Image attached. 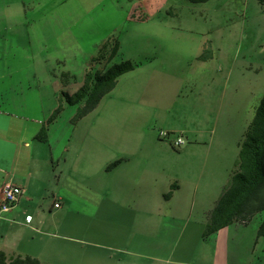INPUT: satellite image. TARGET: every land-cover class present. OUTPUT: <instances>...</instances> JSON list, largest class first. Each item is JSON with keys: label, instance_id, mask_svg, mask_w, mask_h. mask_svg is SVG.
I'll return each instance as SVG.
<instances>
[{"label": "rangeland", "instance_id": "374dc122", "mask_svg": "<svg viewBox=\"0 0 264 264\" xmlns=\"http://www.w3.org/2000/svg\"><path fill=\"white\" fill-rule=\"evenodd\" d=\"M129 59L78 118L64 92ZM263 95L259 0H0V190L35 195L17 204L26 224L0 215V247L46 264H264V211L203 235Z\"/></svg>", "mask_w": 264, "mask_h": 264}, {"label": "trees", "instance_id": "16d2710c", "mask_svg": "<svg viewBox=\"0 0 264 264\" xmlns=\"http://www.w3.org/2000/svg\"><path fill=\"white\" fill-rule=\"evenodd\" d=\"M207 1L209 0H192L195 3ZM259 1L264 5V0ZM119 49L118 39L108 40L103 43L100 55L94 60L101 63L107 53L110 52V55L114 56ZM209 55L211 49L207 46L200 58L205 59ZM141 64L129 59L115 63L104 71L88 70L83 85L75 95L71 96L64 92L69 103H82L77 117L83 118L93 111L103 97L116 87L120 76L135 70ZM262 211H264V95L256 107L255 116L245 138L240 143L238 160L230 180L207 217L203 235L208 237L235 222L248 223ZM258 236L264 237V220L259 225ZM0 264L45 263L29 254L9 256L0 249Z\"/></svg>", "mask_w": 264, "mask_h": 264}, {"label": "built area", "instance_id": "2783aa9c", "mask_svg": "<svg viewBox=\"0 0 264 264\" xmlns=\"http://www.w3.org/2000/svg\"><path fill=\"white\" fill-rule=\"evenodd\" d=\"M184 143V140L179 138L178 145ZM2 197L0 199V215L3 213L10 212L17 204L20 202L22 196L25 193V189L23 186L14 184V183H7L2 191ZM56 206H59V203H55ZM28 219V215L25 216L23 222H26Z\"/></svg>", "mask_w": 264, "mask_h": 264}, {"label": "crops", "instance_id": "0c3cea01", "mask_svg": "<svg viewBox=\"0 0 264 264\" xmlns=\"http://www.w3.org/2000/svg\"><path fill=\"white\" fill-rule=\"evenodd\" d=\"M7 183H11V182H5L3 185H2V189H3V187L7 184ZM18 185H20V184H18ZM27 185V184H26ZM21 186H23V185H21ZM23 188L25 189V193H24V195H25V197L27 196V199H29V201L30 202H34V200H35V195H33L32 193H30V194H28L29 192H31L32 191V188L30 187V186H28V187H26V186H23ZM2 189L0 190V199H1V196H2V193H1V191H2ZM29 189H30V191H29ZM24 195L22 196V198L24 197ZM29 195H31V196H29ZM55 197V196H54ZM21 198V199H22ZM218 200V199H217ZM216 200V201H217ZM216 201H215V203H216ZM214 206H215V204H214ZM59 208L61 207V205L60 206H58ZM19 209L18 208V206H15L10 212L11 213H13L14 214V212L15 211H17V210ZM211 210L212 209H209L207 212H206V214H205V219H204V221H203V227H204V230H205V225H206V221H207V217H208V215H209V213L211 212ZM21 213H23L25 216H27L28 215V213H26L25 211H23V210H18L15 214H14V216H15V218H14V221L16 222V223H19V224H26V222H23L24 221V219H25V217L24 218H22L21 217ZM235 223H237V222H235ZM239 223H242V222H239ZM234 224V223H233ZM233 224H231V225H233ZM242 224H244V223H242ZM231 225H229V226H227V227H230ZM228 229L229 228H226L225 227V230H224V228L223 229H221V230H219L218 232L220 233V232H222V231H228ZM218 232H216V233H218ZM216 233H214V234H216ZM218 233V234H219ZM214 234H212V235H214ZM212 235H210V236H208V237H205V239H208V238H210ZM0 249L1 250H4L6 253H7V251H6V249H5V247H3V245H2V247H0ZM14 250V249H13ZM8 254V253H7ZM17 254H22V255H26V254H29V253H22V252H20V251H16V250H14L13 252H12V254L11 255H17ZM9 256H10V254H8ZM31 255H33V254H31ZM34 257H37V258H39L40 260H41V258L39 257V256H36V255H33ZM42 261V260H41ZM43 262V261H42ZM43 263H45V262H43ZM46 264V263H45Z\"/></svg>", "mask_w": 264, "mask_h": 264}]
</instances>
